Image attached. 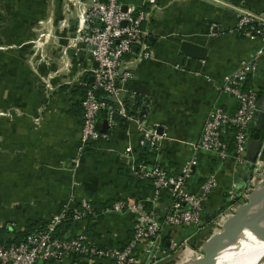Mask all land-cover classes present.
Wrapping results in <instances>:
<instances>
[{"label": "crops", "instance_id": "1", "mask_svg": "<svg viewBox=\"0 0 264 264\" xmlns=\"http://www.w3.org/2000/svg\"><path fill=\"white\" fill-rule=\"evenodd\" d=\"M67 1L69 4L62 5L60 0H1L0 44L6 45L0 51V112H6L0 117V230L5 231L4 239L12 240L15 232L49 221L67 205L81 207L89 201L104 206L102 212L112 201L144 200L150 194V184L131 176V162L143 159L148 168L160 164L169 174H179L192 155L190 143L200 138L209 109L217 104L228 114L236 111L237 102L218 92L222 78L261 47L259 40L238 35L233 28L244 12L264 17V0H122L123 7L143 3L148 18L142 29L151 48L150 58L131 63L133 75L124 101L128 108L127 103L137 101L138 108L146 103L148 123L158 124L167 138L158 152L147 144L140 147L134 122L117 117V125L109 129L106 113L100 111L96 129L109 136L90 143L75 164L84 93L81 83L92 82L94 62L85 47L68 50L67 57L63 54L75 35L76 10L87 0ZM66 15L70 27H61ZM55 22L59 26L54 27ZM41 37L43 44L34 42ZM184 43L201 48L202 58L184 54ZM132 51L130 61L140 49L136 46ZM244 89L258 93L248 131L262 134L264 54ZM127 145L131 157L124 156ZM196 157L198 164L188 181L191 191L197 192L208 174L217 175L218 185L202 218V230L209 227L211 231L207 236L191 226L164 231L165 243L187 240L193 252L196 249L192 248L200 249L212 235L214 220L226 211L231 184H236L235 195L240 197L250 176L249 163L237 165L206 152ZM162 203L166 209L169 199ZM106 211L91 220L63 224L58 233L64 237L84 233L89 244L123 247L132 234L135 216ZM168 254L158 264H180L190 257L184 247ZM71 261L67 256L39 264ZM93 264L112 262L96 260Z\"/></svg>", "mask_w": 264, "mask_h": 264}, {"label": "built area", "instance_id": "2", "mask_svg": "<svg viewBox=\"0 0 264 264\" xmlns=\"http://www.w3.org/2000/svg\"><path fill=\"white\" fill-rule=\"evenodd\" d=\"M121 1L87 0L83 7L76 10L75 35L64 46L65 57L68 50L85 47L91 61L96 64V68L91 70L92 82L83 80L81 83L84 93L80 100L79 150L74 159L75 164L90 143L108 138L109 133H101L96 129L97 116L103 110L107 112L109 129L117 125V117L134 122L140 147L147 144L151 150L158 152L162 141L167 138L166 131H160L158 124L148 123L146 103L131 109L124 101L128 93L126 86L133 75L131 63L150 58L151 48L144 40L142 29L148 18L143 3L126 4L123 7ZM68 13L72 14L70 11ZM69 15L61 20V27H70ZM233 31L249 40L261 42L257 52L242 61L236 70L225 75L218 87L220 94L228 95L237 102L236 111L228 114L217 104L209 109L200 138L190 143L192 155L182 164L177 175L169 174L160 164L148 168L143 163H130L131 176L137 181L149 182L151 191L140 202L116 200L106 211L118 214L128 212L135 216L132 234L125 245L119 248L102 247L89 244L84 233L70 237L57 234V228L63 222H83L94 215L92 202L86 201L80 208L65 206L50 218L45 228L28 233L22 241L0 245V264H39L60 261L67 256L72 258L70 264H93L96 260H109L112 264H158L169 255V250L176 251L180 247H184L190 255L185 261L201 256L202 247L195 252L190 251L187 240L181 244L173 240L165 243L164 231L168 227L191 226L196 232L203 228L204 207L217 187L218 180L216 173L212 172L197 192L189 189L188 181L198 164V153H211L222 161L231 159L237 165L247 163V132L256 111L258 93L254 89H244V84L255 72L264 54V17L244 12ZM136 46L140 51L135 54L137 58L130 61L129 56ZM124 156L131 157L129 145L124 149ZM249 165L250 176L244 193L237 197L236 184H231L227 193L228 206L214 220L215 226H222L237 207L247 201L262 178L264 155L259 154L255 162ZM163 195L169 199L166 209L161 200Z\"/></svg>", "mask_w": 264, "mask_h": 264}, {"label": "water", "instance_id": "3", "mask_svg": "<svg viewBox=\"0 0 264 264\" xmlns=\"http://www.w3.org/2000/svg\"><path fill=\"white\" fill-rule=\"evenodd\" d=\"M72 24L75 26L76 21L74 20ZM182 51L186 55L202 58L200 55L202 50L196 45L184 43ZM93 67L96 68L95 63ZM261 130L262 134L250 132L248 137L246 158L249 164L255 162L262 153L264 127ZM245 231L252 232L256 238L264 242V168L261 180L255 185L247 201L240 204L232 216L222 224L221 229L204 242L201 248L202 255L181 264H217L221 252L230 245H236Z\"/></svg>", "mask_w": 264, "mask_h": 264}, {"label": "bare ground", "instance_id": "4", "mask_svg": "<svg viewBox=\"0 0 264 264\" xmlns=\"http://www.w3.org/2000/svg\"><path fill=\"white\" fill-rule=\"evenodd\" d=\"M251 234L252 232L245 231L238 239L239 241L236 245H230L223 250L218 257L217 264H226L229 258L234 261L233 263L245 264L248 256L252 252H255L259 258H262V262L260 264H264V242L262 241L254 245L244 244Z\"/></svg>", "mask_w": 264, "mask_h": 264}, {"label": "trees", "instance_id": "5", "mask_svg": "<svg viewBox=\"0 0 264 264\" xmlns=\"http://www.w3.org/2000/svg\"><path fill=\"white\" fill-rule=\"evenodd\" d=\"M136 102L137 101L133 102L132 104H129V103H127V104L129 105V108L135 109L137 107V103ZM104 112L106 113V117H107V112L106 111H104ZM247 135L249 137V135H250V132L249 131L247 132ZM152 153H153V151H152ZM139 163H143V164H145L147 166L146 162L143 159L140 160ZM164 198H167V196L166 195L161 196V200L162 201H163ZM111 203H109V205L107 207H105V209L103 211L108 210L110 208V206H111ZM91 205H92V208H93V214L94 215L89 216L87 218V220H91L92 218H96L97 215L99 216V215H102V213H103V211L101 212V210L104 208V206L97 207L95 205V203H91ZM78 208H80V207H78ZM48 222L49 221H47V222H42V221L41 222H37L35 224V227L34 226L33 227H30L28 230H25L23 232H15V235L16 236L12 240L4 239L3 235H4L5 231L0 230V245L7 246V245H9L11 243L20 242V241H22L26 237V235L28 233H31V232H34V231H38V230H42L43 228H45V226L48 224ZM67 223H70V221L69 220L68 221H65L60 226H62L63 224H67ZM60 226L57 228V234L58 235H59L58 230H59ZM164 245L166 246V244H164ZM50 262H57V261H50Z\"/></svg>", "mask_w": 264, "mask_h": 264}, {"label": "rangeland", "instance_id": "6", "mask_svg": "<svg viewBox=\"0 0 264 264\" xmlns=\"http://www.w3.org/2000/svg\"><path fill=\"white\" fill-rule=\"evenodd\" d=\"M67 3V4H69L68 3V1L67 0H60V3L62 4V5H64V3ZM86 2V1H85ZM84 2V3H85ZM83 3V4H84ZM66 5V4H65ZM1 11H2V8H1V0H0V16H1ZM44 24H45V22H44ZM55 25L56 26H59V23L58 22H55V24H54V27H55ZM0 26H1V23H0ZM42 29V26L39 24L38 25V29ZM42 34H45V32H43ZM34 42H37L38 44H43V43H41V42H44V37H41V38H37V39H35L34 40ZM3 47H6V45L4 44V45H1L0 44V51H3L4 49H3ZM40 47V46H39ZM6 112L5 111H1L0 112V117L1 116H3L4 114H5ZM212 226H214L213 224H212ZM221 229V226H220V224H218L217 226H215V227H213V232H212V234L216 231H219ZM211 231V229H209V227L207 228V227H205L203 230L201 229L199 232H200V234H201V236L202 235H205V236H207V234L209 233ZM209 237H210V235H208ZM260 242H262L261 240H259L258 238H256L254 235H253V233L249 236V238L245 241V243L244 244H251V245H254V244H258V243H260ZM199 245V244H198ZM199 247V246H198ZM198 247H194V248H192V250H198L199 248ZM200 253H202L201 251H200ZM234 261L232 260V259H228L227 260V262H226V264H236V263H233ZM262 262V258H259L258 257V255L255 253V252H252L249 256H248V258H247V260H246V263L245 264H260Z\"/></svg>", "mask_w": 264, "mask_h": 264}]
</instances>
